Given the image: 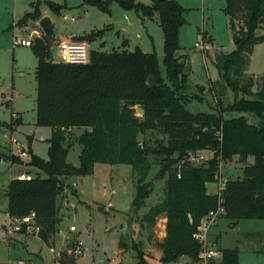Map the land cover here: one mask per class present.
<instances>
[{
    "label": "trees",
    "instance_id": "1",
    "mask_svg": "<svg viewBox=\"0 0 264 264\" xmlns=\"http://www.w3.org/2000/svg\"><path fill=\"white\" fill-rule=\"evenodd\" d=\"M224 1L228 24L241 41L234 51L221 50L213 59L220 81L235 95L234 102L226 106L216 98V113H192L187 109L194 97L190 98L186 91L190 57L179 54L180 30L187 24L186 10L175 0H155L149 6L135 0H84L86 5L106 13L116 2L124 10H135L143 19L158 18L164 35L166 78L155 52L145 53L139 48L134 52L92 50L88 64L70 65L52 59L51 42L45 35L33 43L31 48L37 59V126L50 127L53 132L48 140L47 161L31 150L26 162L0 151V158L4 156L12 163L38 170L31 180H10V217H26L35 212L41 226L40 237L48 242L60 224L58 195L63 189L62 178L91 176L98 164L132 167L139 177L133 207L141 209L150 194L144 182L151 171L149 157L153 151L139 137L159 130L168 137L161 152L166 161L164 173L168 174L166 196L150 209L146 220L155 226L161 216L167 219L166 237L157 244L163 253L162 264L176 263L182 257L196 262L200 244L195 235L202 219L219 204L225 209L222 217L237 222L264 220V76L258 83L259 79L246 71L255 46L264 42V36L258 35L259 30H264V0ZM48 6L61 15L62 7L51 2ZM40 17L39 6L20 21H38ZM104 32L93 31L75 39L93 43ZM202 38L209 42L205 36ZM136 107L143 109L142 117L136 115ZM226 113L248 116L226 119ZM249 116L258 119L257 124L250 123ZM21 124L22 119L18 118L16 125ZM9 128L13 131L12 126ZM75 128L85 129L77 140L81 146L79 166L68 163ZM202 150H214L224 161L238 157L245 164L243 177L227 181L221 195H211L207 185L215 182L218 159L208 166L184 163L173 168L191 152ZM250 158L251 164L247 163ZM72 248L62 251L56 264H77ZM119 248H124L122 242ZM222 251V264H239L238 247ZM259 253L264 254V247ZM137 260V264H148L139 250Z\"/></svg>",
    "mask_w": 264,
    "mask_h": 264
},
{
    "label": "rangeland",
    "instance_id": "2",
    "mask_svg": "<svg viewBox=\"0 0 264 264\" xmlns=\"http://www.w3.org/2000/svg\"><path fill=\"white\" fill-rule=\"evenodd\" d=\"M135 1L149 6L155 0ZM175 1L186 10L184 17L187 24L180 30L179 54H187L190 57L186 91L190 98L194 97L188 103L187 109L192 113H216V98H220L224 106L235 100L234 93L220 81L213 62L217 52L236 49L233 31L224 13L226 2ZM49 2L63 8L61 15H56L49 8ZM39 6L41 17L38 21H20L25 14L34 13ZM45 17H49L54 24V35L51 39L54 61L59 60L60 44L65 41L85 43L90 50L108 53L114 50L134 52L139 48L145 53L157 54L160 71L166 78L164 35L158 18L143 19L135 10H124L116 2L111 4L110 12L106 13L97 7L86 5L84 0H0V151L4 155L18 157L21 162H25L20 158L21 151L29 150L45 161L49 159L48 140L53 130L50 127L37 126V59L31 47L17 45L20 39L27 40L35 30L41 32V37L38 38H42L44 33L39 22ZM102 30L105 31L104 36L93 42L95 44L76 41V37L70 39L71 35L83 36ZM203 36L208 43L203 41ZM38 38H35V41ZM201 42L204 44L203 49L196 47V43ZM249 69L256 74L264 72V43L255 48ZM263 76L257 77L258 83ZM241 97L242 95L239 96ZM241 116L248 115L224 114L226 119ZM18 118L22 119L19 126L16 125ZM248 119L250 123L257 124L258 119L250 116ZM9 126H12L13 131ZM81 132L82 129L75 128L70 140L74 147L69 152L68 163L75 166L80 165L81 146L77 140ZM139 140L153 151L149 157L151 171L144 182L150 191L145 205L138 210L132 207L139 177L129 165L98 164L91 176L63 177V189L58 195L60 224L48 242H45L40 234L31 233L24 237L19 233L9 234L4 228V224L8 226L13 222L6 216L7 190L11 176L15 178L19 171H29V175L34 178L38 170L12 163L2 156L0 264H20V261L24 264H56L62 250L74 247L78 241L83 242L84 251L77 257V264H137L138 250L144 254L148 264H162L163 253L158 251L157 244L158 239L166 235V224L163 217H160L156 225L151 226L146 220V215L148 209L162 203L166 196L168 174L164 173L166 161L161 152L163 146H167L168 137L162 131L154 130L141 135ZM198 152L207 154L208 163L205 166L214 159L219 160L226 181L243 177L245 164L240 163L238 157L224 161L220 156H216L214 150L190 154ZM184 163L188 164V160L180 161L173 168H178ZM247 163H253V159L250 158ZM208 186V194L216 193V183ZM110 207L118 209L121 213ZM124 212L126 214H123ZM122 222L128 225L126 231H121ZM72 226L76 227V232H71ZM216 235L221 236L225 247H239V264H264V254L256 252L264 247V220L243 219L237 222L222 217L212 229L211 236ZM120 242L124 244L123 249L118 247ZM177 264L195 263L191 258L184 257Z\"/></svg>",
    "mask_w": 264,
    "mask_h": 264
},
{
    "label": "built area",
    "instance_id": "3",
    "mask_svg": "<svg viewBox=\"0 0 264 264\" xmlns=\"http://www.w3.org/2000/svg\"><path fill=\"white\" fill-rule=\"evenodd\" d=\"M41 32L35 30L31 33L30 37L26 39H20L17 45L24 47H32L35 41V38L41 37ZM196 47L203 49L204 44L197 43ZM91 50L85 43L79 42H70L65 41L60 44L59 51V62L63 64L70 65H85L90 62ZM20 158L22 160H29L30 154L28 151H21ZM188 164L191 166H205L208 163V157L205 152H198L190 154L187 158ZM179 168V167H178ZM31 176H21L20 180H31ZM217 184V193L219 195L226 189L227 181L223 177V172L221 171V165L219 164L218 170L215 175V182ZM225 214L224 207L219 204L216 210L210 211L201 221L198 228V233L195 235V238L200 244V252L195 264H222L223 261V251L220 247L218 240L211 236L212 229L218 223V220L222 218ZM13 220L8 226H4L8 230L9 234H24L29 235L31 233L40 234L41 226L36 220L35 212H31L29 216L26 217H11ZM71 232H76L77 229L75 226L70 228ZM54 251V250H52ZM84 251V244L82 241L75 243V246L72 248L71 253L77 257L81 256Z\"/></svg>",
    "mask_w": 264,
    "mask_h": 264
},
{
    "label": "crops",
    "instance_id": "4",
    "mask_svg": "<svg viewBox=\"0 0 264 264\" xmlns=\"http://www.w3.org/2000/svg\"><path fill=\"white\" fill-rule=\"evenodd\" d=\"M234 34V33H233ZM258 35H261V36H264V30H259L258 31ZM80 36H82V35H71L70 36V39H72V38H74V37H80ZM264 43V42H263ZM263 43H261V44H263ZM93 44H95V43H93ZM197 44V43H196ZM260 45V44H259ZM258 46V45H257ZM257 46H255V48L257 47ZM255 48H254V50H253V53H252V55H251V58H250V63H249V65H248V67H247V74H251V75H254L256 78L257 77H259V76H263L264 75V72L262 73V74H256V73H254V72H251L250 71V69H249V67H250V65H251V59H252V56H253V54H254V51H255ZM92 51V50H91ZM225 51V50H224ZM234 51V50H233ZM225 52H232V51H225ZM56 62H59V61H56ZM189 66H190V60H189ZM82 129V132H81V134H80V136L84 133V131H85V129L84 128H81ZM53 132V131H52ZM73 132V131H72ZM25 162L27 161V160H24ZM27 173H30L29 171H27V172H18L17 173V175H16V177L15 178H19V177H21V176H24V175H27ZM14 177H12L11 176V178H10V180H12V179H15ZM81 178V177H80ZM10 180H9V182H10ZM209 185V184H208ZM207 185V186H208ZM209 187V186H208ZM216 190H217V188H216ZM216 193H217V191H216ZM215 192H209V194H211V195H214V194H216ZM136 194H137V191H136ZM136 194H135V197H136ZM135 197H134V199H135ZM134 201V200H133ZM133 201H132V207H133ZM154 206H156V205H154ZM153 206V207H154ZM132 207H131V209H132ZM153 207H151V208H153ZM111 209H113L115 212H117V213H119L120 211L118 210V209H114V208H112V207H110ZM150 208V209H151ZM131 209H130V211H131ZM146 209V208H145ZM150 209H146L148 212L150 211ZM103 214H106V213H104V212H102ZM121 213V212H120ZM147 213V212H146ZM123 214H126L125 212L123 213ZM6 216H9V214H8V212L6 213ZM161 217H163V220L165 221V224L167 223V219H166V217L165 216H161ZM9 218H11L10 216H9ZM123 223V222H122ZM3 226H5V224L3 225ZM128 227V225H127V223L125 222V223H123V224H121V231H123V230H125L126 231V228ZM216 227V226H215ZM109 232H111L110 231V229H109ZM58 233H60V231L58 232ZM212 233V232H211ZM24 237H26L24 234H22ZM165 237H166V235H165ZM164 237V238H165ZM217 237V238H216ZM164 238H161V239H158V243H161V242H163V240H164ZM214 238H216L217 240H218V243H219V245H220V247L222 248V250L223 249H233V248H228V247H225L224 245H223V242H222V238H221V236L220 235H216V236H214ZM119 244V243H118ZM9 247H11V246H9ZM119 247V246H118ZM236 247H238V246H236ZM235 247V248H236ZM120 249V248H119ZM238 249H239V247H238ZM65 249H63L62 251H64ZM158 251H160L161 252V250L158 248ZM239 251H240V249H239ZM261 250H258V251H256L257 253H259ZM53 252V251H52ZM61 254V253H60ZM60 256V255H59ZM162 257V256H161ZM182 258H184V257H182ZM181 258V259H182ZM185 258H188V257H185ZM180 259V260H181ZM179 260V261H180ZM178 261V262H179ZM78 262V261H77ZM178 262H176V263H171V264H177ZM186 263H187V261H186ZM20 264H24L23 263V261H20ZM122 264V263H121Z\"/></svg>",
    "mask_w": 264,
    "mask_h": 264
},
{
    "label": "water",
    "instance_id": "5",
    "mask_svg": "<svg viewBox=\"0 0 264 264\" xmlns=\"http://www.w3.org/2000/svg\"><path fill=\"white\" fill-rule=\"evenodd\" d=\"M39 26L42 29V31H43L44 35L46 36V38L48 40H50V42H51V39H52V37L54 35V24L51 21V19L49 17L43 18L39 22ZM240 41H241V37L237 33H234L233 34V42H234V44L238 45L240 43ZM136 115H140L142 117L144 115L143 109L137 108L136 109Z\"/></svg>",
    "mask_w": 264,
    "mask_h": 264
}]
</instances>
